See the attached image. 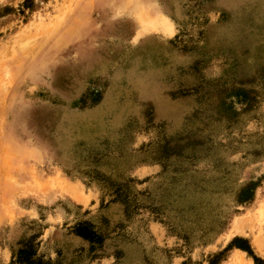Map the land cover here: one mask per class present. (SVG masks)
Wrapping results in <instances>:
<instances>
[{"label": "rangeland", "instance_id": "1", "mask_svg": "<svg viewBox=\"0 0 264 264\" xmlns=\"http://www.w3.org/2000/svg\"><path fill=\"white\" fill-rule=\"evenodd\" d=\"M114 1L0 0V264H264V0Z\"/></svg>", "mask_w": 264, "mask_h": 264}, {"label": "bare ground", "instance_id": "2", "mask_svg": "<svg viewBox=\"0 0 264 264\" xmlns=\"http://www.w3.org/2000/svg\"><path fill=\"white\" fill-rule=\"evenodd\" d=\"M113 1V0H112ZM117 1V0H116ZM114 1V2H116ZM134 2V3H132ZM131 3L132 5H137L141 2V0H133ZM69 9V8H68ZM139 11V10H138ZM140 12V14H138ZM138 13H136V15L138 16V24L135 25V29H136V37H141V35L144 33L145 28L143 25V22L145 21V17L146 15H148L147 17L149 18L150 16L154 15V11L151 12V10L147 9L145 6H143L142 8H140V11Z\"/></svg>", "mask_w": 264, "mask_h": 264}]
</instances>
